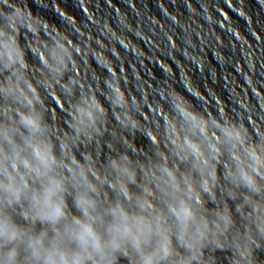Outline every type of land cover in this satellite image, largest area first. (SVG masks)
Returning a JSON list of instances; mask_svg holds the SVG:
<instances>
[{
	"label": "clouds",
	"instance_id": "clouds-1",
	"mask_svg": "<svg viewBox=\"0 0 264 264\" xmlns=\"http://www.w3.org/2000/svg\"><path fill=\"white\" fill-rule=\"evenodd\" d=\"M54 2L58 7V0ZM41 23L31 6L0 0V74L7 73L0 80V264H120L121 258L129 264H201L203 250L222 247L220 238L235 225L226 202L207 207L216 202L218 189L240 201L236 211L247 222L245 233L237 231L233 238L235 264H254L255 236L264 238V142L250 140L259 133L217 119L219 112L230 116L231 110L221 107L218 112L216 101L198 100L201 94L207 98L202 82L190 84L194 96L183 84L170 81L171 103L164 96L154 103L145 96L148 111H143L134 96L131 104L126 96L128 68L113 66L109 54L97 51L111 76L105 83L116 121L130 132L141 131L156 146V159L133 160L121 152L102 167L91 154L78 159L73 147L103 134L107 110L94 91H82L71 106V133L61 135L45 120L48 106L40 87L51 89L52 108L62 109L66 101L56 86L70 96L77 84L84 86L75 77L63 82L69 62H74L70 49L80 54L67 36L64 42L32 46L43 65L41 74L47 69L51 78L45 77L39 87L29 78L18 36L26 29L39 38ZM43 26L49 27L46 20ZM169 71L179 79L176 68ZM192 77L186 73V79ZM149 113L158 118L152 126L142 123L149 121ZM162 140L167 152L160 149Z\"/></svg>",
	"mask_w": 264,
	"mask_h": 264
}]
</instances>
